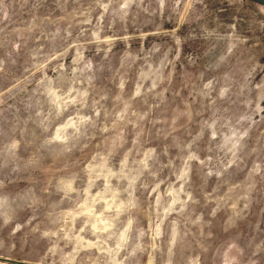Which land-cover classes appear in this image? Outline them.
<instances>
[{
	"label": "rangeland",
	"instance_id": "1",
	"mask_svg": "<svg viewBox=\"0 0 264 264\" xmlns=\"http://www.w3.org/2000/svg\"><path fill=\"white\" fill-rule=\"evenodd\" d=\"M0 258L264 264V0H0Z\"/></svg>",
	"mask_w": 264,
	"mask_h": 264
},
{
	"label": "water",
	"instance_id": "2",
	"mask_svg": "<svg viewBox=\"0 0 264 264\" xmlns=\"http://www.w3.org/2000/svg\"><path fill=\"white\" fill-rule=\"evenodd\" d=\"M0 262L6 263V264H29L25 262L12 261V260L2 259V258H0Z\"/></svg>",
	"mask_w": 264,
	"mask_h": 264
}]
</instances>
